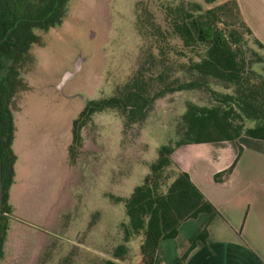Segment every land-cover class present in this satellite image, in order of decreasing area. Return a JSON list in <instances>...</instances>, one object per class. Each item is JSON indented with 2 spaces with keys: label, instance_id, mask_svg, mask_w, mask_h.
I'll use <instances>...</instances> for the list:
<instances>
[{
  "label": "rangeland",
  "instance_id": "obj_1",
  "mask_svg": "<svg viewBox=\"0 0 264 264\" xmlns=\"http://www.w3.org/2000/svg\"><path fill=\"white\" fill-rule=\"evenodd\" d=\"M166 1L68 0L58 24L32 29L39 39L19 71L25 85L9 103L14 159L0 264H103L122 241L126 221L115 197L141 182L158 145L177 139L186 101L211 104L215 93L231 90L212 80L209 88L167 92L141 123L128 127L113 108L95 111L69 156L71 120L86 100L110 94L131 73L145 45L138 16L148 14L162 26ZM243 39L246 55L259 58L251 67L264 76V48L249 32ZM253 124L243 119L244 126ZM140 238L125 242L121 264H140Z\"/></svg>",
  "mask_w": 264,
  "mask_h": 264
},
{
  "label": "trees",
  "instance_id": "obj_2",
  "mask_svg": "<svg viewBox=\"0 0 264 264\" xmlns=\"http://www.w3.org/2000/svg\"><path fill=\"white\" fill-rule=\"evenodd\" d=\"M68 0H0V63L6 62L5 86L14 92L10 76L18 74V85L24 86L19 71L30 60V46L37 41L33 27L45 30L58 24ZM163 25L150 15L138 16L137 28L145 41L135 67L110 94L86 100L71 120V142L68 154L73 156L81 144V127L95 111L113 108L121 117L122 127L141 123L155 98L178 89L209 88L217 80L230 91L217 92L215 102L197 104L186 101L175 126L178 135L173 144H160L148 171L122 201L126 221L122 241L115 244L103 264H121L128 246L125 242L140 234V264H152L161 239L176 235L178 224L200 212H212L214 205L193 183L188 173L178 168L170 157L174 146L188 142L234 139L240 134L264 138V76L251 63L258 57L246 55L243 35L252 34L236 0H170L160 4ZM178 40L177 44L174 40ZM193 55L196 57L194 58ZM183 57V59H182ZM8 77V79H7ZM9 81V84H7ZM254 120L244 126L243 119ZM12 116L4 105L0 111V173L2 211L8 210L6 188L11 179L14 153L11 149ZM230 166L226 169L228 172ZM217 177L214 175V178ZM0 215V254L5 223ZM6 222V221H5ZM198 238H204L203 231ZM172 264H183L187 251Z\"/></svg>",
  "mask_w": 264,
  "mask_h": 264
},
{
  "label": "crops",
  "instance_id": "obj_3",
  "mask_svg": "<svg viewBox=\"0 0 264 264\" xmlns=\"http://www.w3.org/2000/svg\"><path fill=\"white\" fill-rule=\"evenodd\" d=\"M236 1L264 44V0ZM170 157L215 210L181 221L175 236L159 241L152 264H172L192 241L183 264H264V138L182 143Z\"/></svg>",
  "mask_w": 264,
  "mask_h": 264
},
{
  "label": "flooded vegetation",
  "instance_id": "obj_4",
  "mask_svg": "<svg viewBox=\"0 0 264 264\" xmlns=\"http://www.w3.org/2000/svg\"><path fill=\"white\" fill-rule=\"evenodd\" d=\"M55 26V25H54ZM51 27H53V26H51ZM50 27H47L45 30H43V32H45V31H47L48 29H49ZM33 29H38V30H40L39 28H36V27H33ZM40 31H42V30H40ZM38 36V35H37ZM37 39H39V37H37ZM36 42V41H35ZM33 43V42H32ZM31 43V44H32ZM31 47V46H30ZM30 51V50H29ZM31 62H33V58H32V60H31ZM6 69H8V65H7V63L6 62H4V63H0V81L2 82V83H4V71L6 70ZM7 79H8V77H7ZM18 79H19V77H18V74L16 75H13L12 74V76H10V79H9V81H11V82H13L14 83V87H12V89L14 88V92L19 88V83H18ZM9 81H8V83L7 84H9ZM3 86H4V84H0V111H1V108L4 106V105H6L8 108H9V103H10V100H11V97H12V95H13V92L11 93V95H8V90H9V88H10V86H11V84L10 85H7V87L5 86V88L3 89ZM26 86L27 87H29L30 85L28 84V83H26ZM11 112V111H10ZM11 116H12V114H11ZM1 187H2V182H1ZM4 192V190H2V193ZM2 193H1V203H2ZM5 193H6V199H5V202L7 203V199H8V186H7V188H6V191H5ZM8 213H9V210H6V211H2V214L3 215H1V217H2V219L4 220V221H6V218L8 217Z\"/></svg>",
  "mask_w": 264,
  "mask_h": 264
},
{
  "label": "water",
  "instance_id": "obj_5",
  "mask_svg": "<svg viewBox=\"0 0 264 264\" xmlns=\"http://www.w3.org/2000/svg\"><path fill=\"white\" fill-rule=\"evenodd\" d=\"M1 193H2V187H1V173H0V215H1Z\"/></svg>",
  "mask_w": 264,
  "mask_h": 264
}]
</instances>
